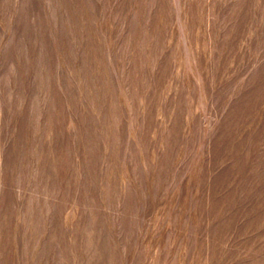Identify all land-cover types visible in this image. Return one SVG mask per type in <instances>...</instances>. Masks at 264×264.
Returning <instances> with one entry per match:
<instances>
[{
  "label": "rangeland",
  "instance_id": "obj_1",
  "mask_svg": "<svg viewBox=\"0 0 264 264\" xmlns=\"http://www.w3.org/2000/svg\"><path fill=\"white\" fill-rule=\"evenodd\" d=\"M0 264H264V0H0Z\"/></svg>",
  "mask_w": 264,
  "mask_h": 264
}]
</instances>
